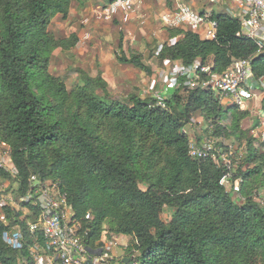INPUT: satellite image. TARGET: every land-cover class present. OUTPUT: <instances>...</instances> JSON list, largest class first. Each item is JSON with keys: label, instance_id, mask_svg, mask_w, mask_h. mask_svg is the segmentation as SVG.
<instances>
[{"label": "trees", "instance_id": "16d2710c", "mask_svg": "<svg viewBox=\"0 0 264 264\" xmlns=\"http://www.w3.org/2000/svg\"><path fill=\"white\" fill-rule=\"evenodd\" d=\"M71 2L0 0V143L9 147L17 171L11 176L0 169V180L17 184V199L25 196L32 177L57 182L89 258L99 255L102 235L108 232L132 241L123 258L129 261L113 258L110 264H264V210L249 197L254 189L264 190V153L249 139L241 164L227 155L231 183L242 179L243 201H236L221 184L229 170L217 153L189 156L193 139L188 131L197 114L205 124L203 134L195 136L199 148L210 137L240 140V123L249 112L224 106L203 83L249 60L259 85L264 82V50L236 37L238 18L212 12L213 40L171 29L167 37L177 42L148 56L160 64L169 60L209 67L208 74L197 71L193 87L180 77L175 88L158 95L160 100L154 94L141 98L138 92L119 102L99 75L67 90L61 79L48 74L47 64L54 50H70L77 40H55L48 27L56 15L67 18ZM122 37L120 32V52ZM143 59L140 54L118 57L121 64L152 76ZM165 209L170 216L162 220ZM30 212L24 217L21 210L5 207L0 264H34L28 223L38 213L36 208ZM10 231L22 232V249L4 243L2 236ZM36 237L44 247L42 236Z\"/></svg>", "mask_w": 264, "mask_h": 264}, {"label": "rangeland", "instance_id": "374dc122", "mask_svg": "<svg viewBox=\"0 0 264 264\" xmlns=\"http://www.w3.org/2000/svg\"><path fill=\"white\" fill-rule=\"evenodd\" d=\"M184 1L199 13L228 14L227 10L235 9L230 0ZM108 2L110 3V0H83V2L72 0L66 19L60 15L50 19L48 33L55 40L72 41L76 38L77 41L70 50L56 49L51 53L47 64L48 74L61 79L67 90H71L76 85H83L86 77L95 79L101 75L108 86L110 96L119 102L125 101L129 95L138 92L141 93V98L151 94L161 95L165 92L166 78L170 76L169 66L164 62L160 64L148 56L154 53L155 57L163 44H171L167 37V30L158 21V14L162 15L165 12L164 5L158 8L151 0H145L146 10L143 7L144 11L142 10L141 14L144 16V24L138 25L139 23L135 22L127 23L129 20L124 22L122 18L118 22V15L112 19L101 15L100 12L105 10L109 5ZM197 7L200 8V11ZM120 32L123 34L121 52L118 49ZM122 53L126 56L130 54L142 55L144 62L152 68V76L140 72L131 65L121 64L118 57ZM250 85L256 95L243 109L249 112V116L240 123L239 131L243 133V136L239 134L240 140L234 136L208 138L218 150L231 146L233 155L236 157V164H241L245 158L249 139L255 141L252 146L257 148L259 153H264V140L261 139L264 135V125H261L264 119V90L261 86L259 88V85L253 80L250 81ZM214 94L218 95L216 91ZM222 104L228 107L227 103ZM228 122L226 121L224 125H228ZM191 123L192 127L188 131L195 143V136L203 134L205 124L197 114L193 115ZM220 162L225 163L222 159ZM253 166L254 164H250L249 168ZM233 167L235 169L234 165ZM245 168L243 165L242 170ZM0 187L4 190V202L17 210H22L25 214L26 210L19 206L18 199L15 197L17 184L13 180H0ZM225 188L229 192L231 185L225 184ZM249 197L253 198L252 200L264 210V190L254 189ZM234 198L236 201H243V198H240V193ZM170 212L169 209H165L161 216L162 220H167ZM114 238L112 234L105 232L102 235V247L112 244L109 255L117 260L122 258V261L126 256L125 249L132 244V241L128 237ZM117 250L119 255L115 257Z\"/></svg>", "mask_w": 264, "mask_h": 264}, {"label": "built area", "instance_id": "2783aa9c", "mask_svg": "<svg viewBox=\"0 0 264 264\" xmlns=\"http://www.w3.org/2000/svg\"><path fill=\"white\" fill-rule=\"evenodd\" d=\"M165 7V12L159 16L161 26L166 30L185 29L196 33L204 40L215 38L214 21L209 20L210 12H197L190 8L184 0H157ZM232 4L238 6L242 13L240 16L231 15L240 20V31L236 37L247 38L255 41L260 51L264 50V0H230ZM145 0H112L103 10L101 15L106 18H114L120 15L124 22L131 16L139 15V23L144 24L143 7ZM174 45L177 38L169 40ZM162 46L157 51L161 50ZM164 64L169 66V78H166V88H175L178 78H186V85L194 86L197 79V71L209 73V67H201L199 62L192 66H183L179 62L165 60ZM252 72L249 60H240L221 74L210 75L208 81L203 83V87L210 88L217 92L221 100H225L227 105L238 107L243 110L250 100L255 97L250 81ZM264 90V82H259ZM158 100V95H156ZM264 125V119L262 124ZM264 140V135L262 136ZM217 153L225 162L224 165L229 173L222 179L221 184L231 185L230 192L233 196L240 193L242 179L237 178L231 183L230 161L227 155L233 154L231 146L228 153H222V149H216L210 140L204 142L199 148L193 141L189 144V156L192 159L205 158ZM0 169L11 176L17 174L16 168L11 163L10 149L0 143ZM4 190L0 187V221L4 219V209L9 206L4 202ZM242 201V200H241ZM18 204L26 212L23 216L31 214L30 209L36 208L37 218L34 223H28V231L33 237V247L30 249L34 264H110L113 258L109 255L112 244L101 249L97 257L89 258L83 236L79 234V224L74 219V214L67 204L66 194L61 193L57 182L41 180L32 177L29 180V190L24 197L18 199ZM21 204H23L21 206ZM22 211V210H21ZM36 233L44 239V247L37 242ZM4 243L14 250L22 249L24 236L22 232H5L3 234ZM106 247V248H105Z\"/></svg>", "mask_w": 264, "mask_h": 264}, {"label": "crops", "instance_id": "0c3cea01", "mask_svg": "<svg viewBox=\"0 0 264 264\" xmlns=\"http://www.w3.org/2000/svg\"><path fill=\"white\" fill-rule=\"evenodd\" d=\"M154 4H155V6H157L158 8H160L161 7V5H162V3L161 2H159V1H156V0H151ZM110 2H111V0H110ZM109 3V2H108ZM189 6V5H188ZM233 6L235 7V9L233 8L232 10L230 9V10H227V13L229 14V15H237V16H240V13H242V11H241V9L238 7V6H236V5H234L233 4ZM190 8H192L191 6H189ZM165 8V7H164ZM232 8V7H231ZM197 9L200 11V8L199 7H197ZM144 10H146L145 9V6H144ZM143 10V11H144ZM198 12V11H197ZM201 13V12H200ZM158 16H160L159 14H158ZM121 19V16L120 15H118V22H120L119 20ZM159 21V20H158ZM129 22H135V23H139V15L137 14V15H134V16H132L130 19H129V21L127 22V23H129ZM138 25H140V23L138 24ZM201 38V37H200ZM254 92V91H253ZM256 95V94H255ZM222 101V103H224V104H226V101L225 100H221ZM113 237H115V238H117V237H123V236H118V235H112ZM114 238V239H115ZM110 240H112V238H109ZM108 239V240H109ZM113 249V248H112ZM113 250H115V249H113ZM116 254H117V256H115V257H118V255H119V251L117 250L116 251Z\"/></svg>", "mask_w": 264, "mask_h": 264}, {"label": "water", "instance_id": "95a60500", "mask_svg": "<svg viewBox=\"0 0 264 264\" xmlns=\"http://www.w3.org/2000/svg\"><path fill=\"white\" fill-rule=\"evenodd\" d=\"M129 261V259H123L122 262L123 263H127Z\"/></svg>", "mask_w": 264, "mask_h": 264}]
</instances>
